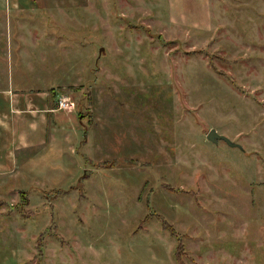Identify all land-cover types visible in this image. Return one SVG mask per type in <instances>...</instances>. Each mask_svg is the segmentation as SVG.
I'll return each mask as SVG.
<instances>
[{"label":"rangeland","instance_id":"rangeland-1","mask_svg":"<svg viewBox=\"0 0 264 264\" xmlns=\"http://www.w3.org/2000/svg\"><path fill=\"white\" fill-rule=\"evenodd\" d=\"M0 91L75 104L2 133L0 264H264V0H0Z\"/></svg>","mask_w":264,"mask_h":264},{"label":"crops","instance_id":"crops-1","mask_svg":"<svg viewBox=\"0 0 264 264\" xmlns=\"http://www.w3.org/2000/svg\"><path fill=\"white\" fill-rule=\"evenodd\" d=\"M1 101L7 103L6 109L0 107V141L2 133L5 134V146L13 151L44 144L48 130L69 114L56 109L55 100L52 102L48 96L37 98L21 91H0V104ZM49 117L52 123H49Z\"/></svg>","mask_w":264,"mask_h":264},{"label":"trees","instance_id":"trees-1","mask_svg":"<svg viewBox=\"0 0 264 264\" xmlns=\"http://www.w3.org/2000/svg\"><path fill=\"white\" fill-rule=\"evenodd\" d=\"M149 215L152 216V215H154V213L153 212H149L145 216H143V218L138 221L139 225L144 223L145 220H147L149 218ZM156 219L158 221H160V227L163 230H165L166 233L169 236L173 237V239L175 240L174 246L172 247L173 248V259H174L173 261L176 262V264H183V262H180V260H179L181 255L184 253V249L182 248V245H183L182 237H183V235L179 234V233H176V231L174 230L173 226L169 222H167L164 219V217L162 218V217L158 216V217H156ZM39 247H40V244H39Z\"/></svg>","mask_w":264,"mask_h":264},{"label":"water","instance_id":"water-1","mask_svg":"<svg viewBox=\"0 0 264 264\" xmlns=\"http://www.w3.org/2000/svg\"><path fill=\"white\" fill-rule=\"evenodd\" d=\"M204 135H205V138L212 143H216V141L221 140L228 146L236 147L240 149L239 143L232 141L230 138H228L225 135L216 133V129L214 128H210Z\"/></svg>","mask_w":264,"mask_h":264},{"label":"built area","instance_id":"built-area-1","mask_svg":"<svg viewBox=\"0 0 264 264\" xmlns=\"http://www.w3.org/2000/svg\"><path fill=\"white\" fill-rule=\"evenodd\" d=\"M75 104L72 99L65 95H59L55 98V108L58 110L70 111L74 108Z\"/></svg>","mask_w":264,"mask_h":264}]
</instances>
